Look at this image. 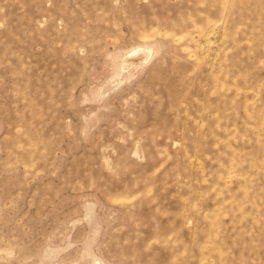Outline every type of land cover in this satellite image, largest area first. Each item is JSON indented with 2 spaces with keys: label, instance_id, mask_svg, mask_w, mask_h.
I'll use <instances>...</instances> for the list:
<instances>
[{
  "label": "rangeland",
  "instance_id": "374dc122",
  "mask_svg": "<svg viewBox=\"0 0 264 264\" xmlns=\"http://www.w3.org/2000/svg\"><path fill=\"white\" fill-rule=\"evenodd\" d=\"M0 264H264V0H0Z\"/></svg>",
  "mask_w": 264,
  "mask_h": 264
}]
</instances>
